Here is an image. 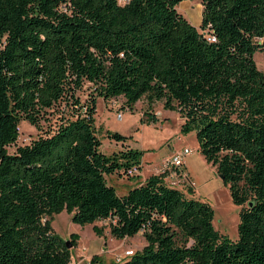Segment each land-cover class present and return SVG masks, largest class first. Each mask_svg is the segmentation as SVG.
Masks as SVG:
<instances>
[{
	"label": "trees",
	"instance_id": "obj_1",
	"mask_svg": "<svg viewBox=\"0 0 264 264\" xmlns=\"http://www.w3.org/2000/svg\"><path fill=\"white\" fill-rule=\"evenodd\" d=\"M181 1L0 0V264H70L78 235L51 226L62 211L103 221L97 236L141 232L146 245L118 264H264V72L253 59L264 55V0H200L199 28ZM120 96L130 111L162 100L182 133L195 131L240 206L236 239L165 172L125 194L108 184L131 178L142 154L111 131L120 148L101 150L96 101ZM22 121L37 135L17 145Z\"/></svg>",
	"mask_w": 264,
	"mask_h": 264
},
{
	"label": "rangeland",
	"instance_id": "obj_2",
	"mask_svg": "<svg viewBox=\"0 0 264 264\" xmlns=\"http://www.w3.org/2000/svg\"><path fill=\"white\" fill-rule=\"evenodd\" d=\"M177 9L192 25L199 28L202 10L200 0H183L177 5ZM253 59L257 68L264 72V55L255 52ZM123 106L124 99L121 96L107 101L98 98L96 101L95 126L101 140L102 152L110 155L120 148V143L107 137V131L130 136L128 139L130 147L139 150L142 152L141 156H144V171L153 172L175 151L190 148L191 153L185 157V165L192 181L188 180L189 185L173 183L170 185L187 196L208 202L214 211L212 221L214 228L221 234L236 239L240 206L232 201L228 186L199 153L195 131L182 133L179 126V121L181 124L182 120L178 112L165 110L162 100L148 103L143 97L135 103L133 111ZM150 114L157 118L155 123L147 122L146 118ZM36 135L37 130L28 122L22 121L17 145L28 143ZM14 148L15 146H10L9 151H13ZM106 179L118 194H125L134 182V178H122L116 174L106 175ZM93 225L101 226L104 222L80 225L72 222L70 215L65 211L54 215L51 221L53 231L64 240L69 241L73 233L78 235L76 246L71 249L73 260L84 259V255L91 257L98 255L99 258L102 257L103 264H118L117 258L121 260L127 256L125 251H131L130 253L140 251L146 245L141 232L132 237L116 239L109 235L108 228H104L103 236H97L92 230ZM105 245L108 249H105Z\"/></svg>",
	"mask_w": 264,
	"mask_h": 264
},
{
	"label": "crops",
	"instance_id": "obj_3",
	"mask_svg": "<svg viewBox=\"0 0 264 264\" xmlns=\"http://www.w3.org/2000/svg\"><path fill=\"white\" fill-rule=\"evenodd\" d=\"M179 126H180V121H179ZM190 149V148H189ZM179 151H175L173 154L177 153ZM172 154V155H173ZM171 155H169L164 161H163V164L161 167H158L156 168L153 172H145L144 171V165H143V159H144V156H141V164H140V167L137 169L138 172L135 173L134 176H132L131 178H134V182L132 183V186H137L139 184H141L148 176L152 175V174H157V173H160V172H165V177H164V180L165 182H167L169 185L170 184H182V185H189V182L188 180L190 179L191 180V176L189 175V172L186 168V165H185V157H184V164L183 166L181 167V170L184 174L187 175L188 177V180L184 179L183 177H172V175H170V171L168 170H165V161L170 157ZM204 159V158H203ZM205 161V160H204ZM206 162V161H205ZM207 163V162H206ZM212 166V165H211ZM212 169L215 170V168L212 166ZM123 178V177H122ZM192 181V180H191ZM194 183V182H192ZM130 187V188H131ZM194 191H196V189H194ZM105 249H108L107 246L105 245ZM83 255H79V257H81ZM86 256V257H85ZM90 255H84V259H76V260H73L72 257H71V264H87L89 259H90ZM101 259V262L103 263V259L102 257L100 258ZM117 260V259H116ZM84 262V263H83Z\"/></svg>",
	"mask_w": 264,
	"mask_h": 264
},
{
	"label": "built area",
	"instance_id": "obj_4",
	"mask_svg": "<svg viewBox=\"0 0 264 264\" xmlns=\"http://www.w3.org/2000/svg\"><path fill=\"white\" fill-rule=\"evenodd\" d=\"M191 153V149L184 148L183 150L171 155L166 161H165V170L170 171V175L172 177H183L184 179L188 180V177L186 174H184L181 170V167L183 166L184 157L189 155ZM137 172V168L133 167L127 171V176L132 177ZM192 185V184H191ZM126 254H131V251H125ZM117 261H120L119 258H117ZM71 264V263H70Z\"/></svg>",
	"mask_w": 264,
	"mask_h": 264
},
{
	"label": "water",
	"instance_id": "obj_5",
	"mask_svg": "<svg viewBox=\"0 0 264 264\" xmlns=\"http://www.w3.org/2000/svg\"><path fill=\"white\" fill-rule=\"evenodd\" d=\"M222 180H223V177L221 175H218ZM67 247H70V244L67 243Z\"/></svg>",
	"mask_w": 264,
	"mask_h": 264
}]
</instances>
